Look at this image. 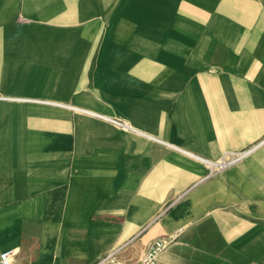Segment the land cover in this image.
Here are the masks:
<instances>
[{"label": "crops", "instance_id": "crops-1", "mask_svg": "<svg viewBox=\"0 0 264 264\" xmlns=\"http://www.w3.org/2000/svg\"><path fill=\"white\" fill-rule=\"evenodd\" d=\"M0 95L17 264H264V143L169 145L264 134V0H0Z\"/></svg>", "mask_w": 264, "mask_h": 264}, {"label": "built area", "instance_id": "built-area-1", "mask_svg": "<svg viewBox=\"0 0 264 264\" xmlns=\"http://www.w3.org/2000/svg\"><path fill=\"white\" fill-rule=\"evenodd\" d=\"M9 97H4L0 95V99H7ZM106 119H108L109 121L119 125L122 129L125 130H130V131H134V132H139L138 130H136L135 128H133L132 126H130L127 123H124L120 120L111 118V117H105ZM141 134H144L150 138H152L155 141L158 142H162V143H166L156 137L150 136L148 134L139 132ZM264 143V134L253 144L239 149V150H229V151H225L223 153H221L218 157L216 158H208V157H203L200 155H196L194 153L188 152L178 146L175 145H171L169 144L172 148H175L177 150H180L186 154H188L189 156L201 161L202 163L205 164V166L207 167V172H206V176H210L213 175L214 173L225 169L226 167L237 163L238 161L242 160L244 157H246L247 155H249L254 149H256L257 147H259L260 145H262ZM176 234L166 237V238H156L153 241H151L146 249L143 251V253L140 255L139 257V261L138 264H156V257L157 254L164 248V246L168 243H170L171 241L174 240ZM16 254V250L13 248H8V249H3L0 251V264H17L14 261V255ZM92 264H124L117 256L115 252L112 253H108L105 254L101 257H99L96 261H94Z\"/></svg>", "mask_w": 264, "mask_h": 264}, {"label": "bare ground", "instance_id": "bare-ground-1", "mask_svg": "<svg viewBox=\"0 0 264 264\" xmlns=\"http://www.w3.org/2000/svg\"><path fill=\"white\" fill-rule=\"evenodd\" d=\"M81 110V109H80ZM83 111V110H82Z\"/></svg>", "mask_w": 264, "mask_h": 264}]
</instances>
